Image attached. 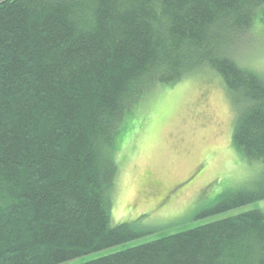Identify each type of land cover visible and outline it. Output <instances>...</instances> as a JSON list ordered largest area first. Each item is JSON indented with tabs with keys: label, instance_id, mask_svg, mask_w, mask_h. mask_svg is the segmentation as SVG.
I'll use <instances>...</instances> for the list:
<instances>
[{
	"label": "trees",
	"instance_id": "16d2710c",
	"mask_svg": "<svg viewBox=\"0 0 264 264\" xmlns=\"http://www.w3.org/2000/svg\"><path fill=\"white\" fill-rule=\"evenodd\" d=\"M263 10L264 0H0V264H60L140 237L112 221L119 137L153 88L195 71L221 75L233 142L264 163V78L235 55ZM254 183L210 213L263 200L264 171ZM79 264H264V212Z\"/></svg>",
	"mask_w": 264,
	"mask_h": 264
},
{
	"label": "rangeland",
	"instance_id": "374dc122",
	"mask_svg": "<svg viewBox=\"0 0 264 264\" xmlns=\"http://www.w3.org/2000/svg\"><path fill=\"white\" fill-rule=\"evenodd\" d=\"M235 55L264 78V10ZM129 118L119 137L111 216L114 224L131 223L142 235L60 264H79L230 216L264 212L263 199L210 213L229 196L253 187L264 171V163L248 160L233 142L237 111L216 70L204 68L153 88ZM152 181L160 184L154 195Z\"/></svg>",
	"mask_w": 264,
	"mask_h": 264
},
{
	"label": "flooded vegetation",
	"instance_id": "af4514ba",
	"mask_svg": "<svg viewBox=\"0 0 264 264\" xmlns=\"http://www.w3.org/2000/svg\"><path fill=\"white\" fill-rule=\"evenodd\" d=\"M156 187H159V188H160V184L158 183V184L156 185ZM161 190H162V189H161ZM165 191H166V190H165ZM172 191H173V190H170V191H168V192L172 193ZM162 192H163V191H162ZM168 192H167V193H168ZM160 197H161V194H160Z\"/></svg>",
	"mask_w": 264,
	"mask_h": 264
}]
</instances>
